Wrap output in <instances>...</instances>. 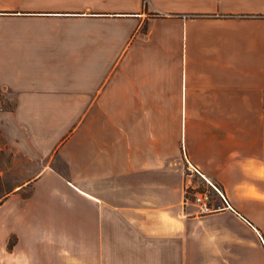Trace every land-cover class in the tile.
Masks as SVG:
<instances>
[{"label": "crops", "instance_id": "crops-1", "mask_svg": "<svg viewBox=\"0 0 264 264\" xmlns=\"http://www.w3.org/2000/svg\"><path fill=\"white\" fill-rule=\"evenodd\" d=\"M263 89L264 0H0V264H194L189 161L258 231Z\"/></svg>", "mask_w": 264, "mask_h": 264}, {"label": "rangeland", "instance_id": "rangeland-1", "mask_svg": "<svg viewBox=\"0 0 264 264\" xmlns=\"http://www.w3.org/2000/svg\"><path fill=\"white\" fill-rule=\"evenodd\" d=\"M1 101V98H0ZM4 106L7 104L4 103ZM12 154L5 147V141L0 133V205L9 191L18 187L19 183L8 174ZM199 191L211 189L214 194L215 207H221L214 212L201 214L198 223L199 233L195 237L194 264H264V198L259 200H238L241 211L257 227L240 218L238 214L225 208L228 205L215 187L202 174L192 176ZM214 182V181H213ZM222 191L221 186L214 182ZM28 187L24 192L29 193ZM224 192V191H223ZM232 203V202H230ZM26 198H17L8 205L0 206V253L9 244L17 240L15 234L9 231L14 224L19 209L26 210Z\"/></svg>", "mask_w": 264, "mask_h": 264}, {"label": "built area", "instance_id": "built-area-1", "mask_svg": "<svg viewBox=\"0 0 264 264\" xmlns=\"http://www.w3.org/2000/svg\"><path fill=\"white\" fill-rule=\"evenodd\" d=\"M263 97H264V89H263ZM188 166L192 176L195 175L196 173L202 174L200 168L197 165L193 164L192 162L189 161ZM210 183L215 187V189L228 203V200L224 192L213 182L210 181ZM213 195L214 194L212 193L211 189L199 191L197 185L194 184L193 182L188 183L186 188V199L192 202L193 204H195L198 208V211L202 214H208L218 209H221V207H215Z\"/></svg>", "mask_w": 264, "mask_h": 264}, {"label": "trees", "instance_id": "trees-1", "mask_svg": "<svg viewBox=\"0 0 264 264\" xmlns=\"http://www.w3.org/2000/svg\"><path fill=\"white\" fill-rule=\"evenodd\" d=\"M146 29V28H145ZM13 246V244H9V247L11 248Z\"/></svg>", "mask_w": 264, "mask_h": 264}]
</instances>
